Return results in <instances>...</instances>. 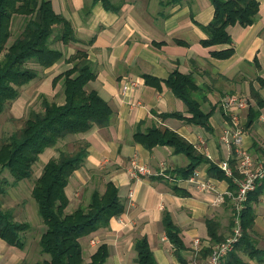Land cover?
Returning <instances> with one entry per match:
<instances>
[{
  "label": "crops",
  "instance_id": "1",
  "mask_svg": "<svg viewBox=\"0 0 264 264\" xmlns=\"http://www.w3.org/2000/svg\"><path fill=\"white\" fill-rule=\"evenodd\" d=\"M50 1L54 11L70 22L78 40L60 44L63 59L45 68L54 72L50 85L53 88V77L71 66L67 59L77 49H83L95 73L86 88L97 91L112 110L108 125L94 126L79 135H67L42 153L47 161L58 156L63 150L61 145L79 139L88 143L81 167L69 177L65 188L69 199L67 207L75 208L79 202L78 198H70L69 190L82 195L85 187L92 185L93 177L100 179L103 190L108 181L118 189L123 212L112 217L108 227L81 238L85 256L94 252L95 247L89 240L96 239L107 244L108 257L104 264H136L134 244L137 239L146 237L158 264H182L173 254L162 225L163 215L167 213L179 229L185 247L179 255L187 264L202 261L206 256H203L204 249L211 245L205 220L213 219L218 224V235L223 239L229 235L233 225V196L242 180L236 165L235 146L221 138L230 124L221 99L227 94H250L254 89L264 100V83L261 85L258 80L264 81V0H256L258 12L252 24L226 28L234 50L227 59L214 58L210 52L225 49L228 44L208 47L200 44V40L206 38L200 25L208 24L214 15L209 0H179L165 7L160 5V0H111L113 4H120L118 11L106 10L99 3L91 5V0ZM173 70L193 77L199 88L194 97L204 112H211L210 130L176 117L159 116L173 112L189 116L182 100L168 87L161 84V89L157 90L144 82V75L164 81ZM63 100L62 94L57 104ZM249 103L254 105V100L249 98ZM247 110L238 114L243 146L253 158L259 159L264 151V106L250 125H246ZM138 125L142 131L152 125L173 130L220 171L219 163L227 161L231 175L222 172L225 178L231 179L233 187L230 188L226 179L208 175L209 164L201 163L194 170L199 172V177L210 180L213 189L198 190L175 172L188 164L184 154H175L170 146L146 149L133 141ZM134 157L138 164L146 166L148 175H131L130 162ZM257 187L260 192L251 203L254 222L248 241L259 252L249 255L243 243L233 249V256L227 254L220 264H264V179ZM129 190L133 191L132 198L128 197ZM44 259L48 257L40 260ZM24 260L25 247L19 250L0 239V264H19Z\"/></svg>",
  "mask_w": 264,
  "mask_h": 264
},
{
  "label": "trees",
  "instance_id": "2",
  "mask_svg": "<svg viewBox=\"0 0 264 264\" xmlns=\"http://www.w3.org/2000/svg\"><path fill=\"white\" fill-rule=\"evenodd\" d=\"M178 1L160 0V5L165 7ZM209 1L214 8V15L208 24L200 25L206 33V38L200 40V44L204 47L228 44L229 47L225 49L210 52L214 58L227 59L233 55L234 50L226 28L236 24L242 27L252 24L258 12V2ZM96 3L106 10L118 11L120 8V4H113L111 0H91V5ZM16 16L26 19L17 36L9 43L12 23ZM56 29L58 32L54 34ZM54 42L68 45L78 40L70 22L54 11L50 0H0V113L7 102L16 98L22 86L37 78L36 69L29 63L34 62L45 69L63 59L62 50L52 46ZM177 43L184 44L182 41ZM67 62L71 63V66L52 79L53 87L58 83L61 85L63 103L51 102L41 94V110H30L19 131L0 143V195L5 194L7 190L2 187L7 184L2 177L5 171L12 178L8 187L15 186L21 180L32 176L33 167L44 149L54 147L67 135H79L94 126L108 125L112 115L110 106L97 91L86 88L95 77L86 51L77 49ZM143 78L145 84L157 90L161 89V84L168 87L175 97L182 100L186 106V113L189 114L184 116L182 113L173 112L160 114L161 118L176 117L188 124L210 130L211 112H204L194 97L199 88L191 74L173 70L164 81L151 75H144ZM258 80L263 85L264 81L260 78ZM250 94L254 105L248 107L246 125H250L258 118L260 108L264 106V100L256 90L251 89ZM133 141L146 149L170 146L175 154H184L188 164L175 171L182 178H187L201 163H208V175L226 179L230 182V188L233 187L230 178H225L215 164L197 153L190 143L173 130L152 125L142 131L138 125L133 133ZM87 147L88 143L84 140L74 141L72 151L60 150L57 157L50 158L44 163L40 174L34 179L30 195L37 205L38 215L45 227L38 239V248L40 253H45L49 257L31 264H84L87 257L85 256L84 260L85 252L81 238L99 228L108 227L109 220L123 212L118 189L110 181L104 184L102 192L94 189L86 205L76 206L71 212H66L69 199L65 188L69 177L81 167L87 154ZM259 192L260 187H257L247 195V201L239 215L241 236L234 246L237 249L241 244H246L249 255L259 252L248 241V233L254 222L251 203L257 199ZM205 224L211 244L223 240L218 235V224L213 219H206ZM162 225L174 249L173 254L182 264H187L179 255L180 250L185 247L179 237V229L173 224L169 214L164 213ZM29 228L27 222L14 219L12 209L0 207V239L7 245L23 250L26 243L22 237ZM134 248L137 254L136 264H158L146 237L137 239ZM209 251L210 248L204 249L203 256ZM107 257V244L100 243L85 264H104ZM19 264L26 262L22 261Z\"/></svg>",
  "mask_w": 264,
  "mask_h": 264
},
{
  "label": "rangeland",
  "instance_id": "3",
  "mask_svg": "<svg viewBox=\"0 0 264 264\" xmlns=\"http://www.w3.org/2000/svg\"><path fill=\"white\" fill-rule=\"evenodd\" d=\"M25 19L26 18L22 16H16L14 18L11 27V37L8 41L9 43L17 36L23 26ZM57 32L58 29L54 31V34ZM52 46H57L59 48L61 45L56 44V42H54ZM29 65L36 69L38 76L37 78L30 81L28 84L22 86L19 89L16 98L7 102L3 111L0 113V143L6 141L12 134L19 131V129L23 125L24 120L27 118L30 110H41V94H44L45 97L51 102H61L62 93L60 85L57 84L53 88L50 85V76L54 72H52L50 69L41 68L34 62L29 63ZM241 94L242 96L251 99L250 94ZM250 103H252L251 100ZM73 143L74 142H72V144L68 143L61 145V147L63 146V150L70 152L73 150ZM45 162L46 161L44 159L43 154H40L38 161L33 167L32 176L29 179L21 180L20 182H18L19 184H16L12 187H8V183L12 181V178L8 174V172L5 171L2 174V177H4L7 182V184L2 185V187L7 188V190L5 191V194L0 195V207L2 209H12L15 220L20 222H27L30 225L29 230L22 237V239L24 238L23 240H25L26 243L24 260L26 264H31L36 260H40L41 257H49L47 254H42L39 252L37 243L38 236L42 233L45 227L44 224H42L41 222L40 216L38 215L37 205L32 196L30 195V186L33 185L34 179L40 174L41 166H43ZM91 182L92 185H90V187H85V190L82 192V195L79 194V191L69 190V195L71 199H79V202L76 204V206L86 205V201L94 189H97L100 192L103 191V183L100 181L99 178L94 179L93 177ZM73 209L74 208L69 205L66 208V212H71ZM91 240H89L90 245ZM101 242L102 241L100 240L94 239V244L92 245V247H96ZM4 247H6L5 244ZM85 262H87V259L86 261H84V264Z\"/></svg>",
  "mask_w": 264,
  "mask_h": 264
},
{
  "label": "built area",
  "instance_id": "4",
  "mask_svg": "<svg viewBox=\"0 0 264 264\" xmlns=\"http://www.w3.org/2000/svg\"><path fill=\"white\" fill-rule=\"evenodd\" d=\"M131 85H134L131 83ZM221 105L225 109L229 117V128L224 129L221 135L222 140L228 145L235 146V158L237 162L238 172L242 175V180L238 183V188L233 196V225L231 232L222 241L211 244L209 253L202 261L195 264H220L222 259L229 254L241 236V226L239 220V213L243 207V203L249 192L254 191L260 180L264 179V151L259 159L253 158L243 146L242 130L239 127L238 114L246 110L250 103L247 97L239 94H227L221 99ZM131 175H148L149 171L144 165L137 163L136 158L131 159ZM219 168L225 175H231L230 167L227 161L219 163ZM163 169V168H162ZM162 170L160 174H163ZM187 181L196 186L198 190L207 191L213 189L210 180L199 177V172H193L187 177ZM133 191L129 190L128 197L132 198ZM221 200V198H219ZM195 240V244H198ZM94 244V239L91 240V245Z\"/></svg>",
  "mask_w": 264,
  "mask_h": 264
}]
</instances>
